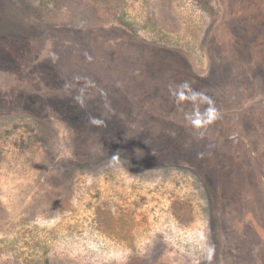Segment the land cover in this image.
<instances>
[{
  "label": "rangeland",
  "instance_id": "rangeland-1",
  "mask_svg": "<svg viewBox=\"0 0 264 264\" xmlns=\"http://www.w3.org/2000/svg\"><path fill=\"white\" fill-rule=\"evenodd\" d=\"M0 264H264V0H0Z\"/></svg>",
  "mask_w": 264,
  "mask_h": 264
},
{
  "label": "clouds",
  "instance_id": "clouds-1",
  "mask_svg": "<svg viewBox=\"0 0 264 264\" xmlns=\"http://www.w3.org/2000/svg\"><path fill=\"white\" fill-rule=\"evenodd\" d=\"M178 88L180 90H183V89L190 88V85L188 84V82L185 81V82L181 83L178 86ZM175 94L177 95V98L178 99H179V97L181 95H183L182 91L177 92ZM193 94L194 95H201L200 93H195V92ZM207 99H208L209 107L206 109L205 115L207 117V123L210 124L216 118V115H215L216 109L212 106L211 99L210 98H207ZM91 122L95 124V123H100L101 121H99L97 118L93 117L92 120H91ZM199 122H200L199 120L194 121V123H196V124H199Z\"/></svg>",
  "mask_w": 264,
  "mask_h": 264
}]
</instances>
